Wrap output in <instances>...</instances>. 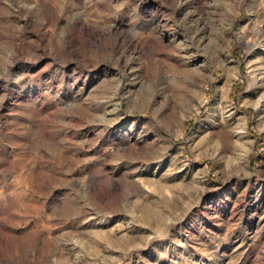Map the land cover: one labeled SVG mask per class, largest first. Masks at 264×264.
<instances>
[{"label": "rangeland", "instance_id": "374dc122", "mask_svg": "<svg viewBox=\"0 0 264 264\" xmlns=\"http://www.w3.org/2000/svg\"><path fill=\"white\" fill-rule=\"evenodd\" d=\"M0 264H264V0H0Z\"/></svg>", "mask_w": 264, "mask_h": 264}]
</instances>
